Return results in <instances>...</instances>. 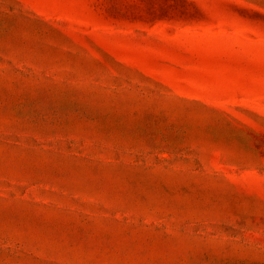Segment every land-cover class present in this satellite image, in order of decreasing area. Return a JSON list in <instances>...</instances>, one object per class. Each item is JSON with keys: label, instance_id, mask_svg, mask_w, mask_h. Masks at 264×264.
Here are the masks:
<instances>
[{"label": "rangeland", "instance_id": "obj_1", "mask_svg": "<svg viewBox=\"0 0 264 264\" xmlns=\"http://www.w3.org/2000/svg\"><path fill=\"white\" fill-rule=\"evenodd\" d=\"M0 264H264V0H0Z\"/></svg>", "mask_w": 264, "mask_h": 264}]
</instances>
